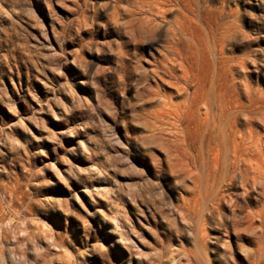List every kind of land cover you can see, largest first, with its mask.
Segmentation results:
<instances>
[{"label": "rangeland", "instance_id": "374dc122", "mask_svg": "<svg viewBox=\"0 0 264 264\" xmlns=\"http://www.w3.org/2000/svg\"><path fill=\"white\" fill-rule=\"evenodd\" d=\"M115 2L0 0V264H159L161 254L186 264L197 252L202 264H253L258 256L264 264V199L257 188L245 199L241 173L232 183L236 168L227 159L236 113L242 130L251 118L264 152V0H198L202 28L209 21L217 32L231 28L223 50L232 66L215 80L222 95L228 90L215 98L218 128L199 133L195 119L186 131L192 150L203 152L201 165L190 157L188 166L172 156V127L151 116L172 103L165 97L172 84L154 81L151 68L180 11L158 19L156 32L134 34L116 22ZM221 100L232 105L224 119ZM216 143L226 166L211 164ZM213 184L226 194L222 209L214 208ZM230 198L254 212L253 226L236 229ZM109 204L119 212L104 216ZM193 206L203 207L197 218ZM112 217L129 249L110 232Z\"/></svg>", "mask_w": 264, "mask_h": 264}, {"label": "bare ground", "instance_id": "6f19581e", "mask_svg": "<svg viewBox=\"0 0 264 264\" xmlns=\"http://www.w3.org/2000/svg\"><path fill=\"white\" fill-rule=\"evenodd\" d=\"M115 1L116 2H115L114 18L116 22L119 24L121 29L124 28L134 34H137L138 30H141L142 32L148 31L150 33L156 32V30L159 28L158 19H161V18L165 19L166 15L172 10L173 7L177 8L180 11L179 15H177L173 20L171 19L169 21L168 31L170 33V36H169L168 41L164 45L165 51L162 52V57L159 58V61H156V59L154 60V66L151 68V72L153 73V78H155L154 81L158 83V79H159V82L165 83L168 81L172 84V94L165 95V97L172 98V103L169 104L168 102L164 101V104L159 109L155 110L151 116L155 119V122L159 124V127L160 126L164 128L172 127V156L175 155L179 163H181L183 166L184 164L188 166L190 164L189 162L191 161V160L189 161V158L191 157L193 162L201 165L200 163L203 161L202 149H198V150L196 149L197 151L196 153L192 150L193 149L192 143L191 142L189 143L186 141V139L188 138V136L186 135V131L189 128H191L192 125H194L195 119L198 122L196 121L197 126L196 127L194 126V127L195 128L198 127L196 131H199V133L204 134L205 133L204 131L208 130L209 132L211 127L213 126L217 127L216 111L214 109L215 98H219V97L223 98L228 90H226V92H223L225 94L222 95V92H220L221 89L219 90L220 83L219 85H217L216 84L217 82L215 80L219 79L220 76L222 77V74H223L222 72L226 71L225 69L227 68V63L229 64L232 61L231 57L225 56V52L223 50L228 39L231 37L230 36L231 28L226 27L225 29H223V27L218 26L222 28L223 30L221 29L222 30L221 32L220 31L217 32V29L215 28L216 25L215 26L213 25V21L212 22L209 21L208 25H206V28H202L203 21L199 22L201 21L200 17L202 19V16H200L201 10L199 9L200 3L198 2V0H115ZM223 24L225 25V23ZM219 25H221V23ZM211 36H212L211 45L209 47L203 46V43L206 42V39L207 38L211 39ZM125 54H127V52L122 50L121 60L123 61L124 64H126ZM208 59H210L211 61H215V66H214L215 69H212V73H210L209 77L207 76V73H206L207 71L203 73V66H204L203 63L206 60L208 61ZM229 65L231 68L232 64H229ZM225 73L227 74V72ZM148 75L149 74L146 73L144 76V79L146 81H148L149 79ZM175 97H179L181 98V100L179 102H175L174 101ZM225 97L226 99L228 98L227 95ZM220 102L222 103L221 109L223 108L222 109L223 112L221 113V116L224 119V115L230 109V106L232 105L226 104L223 100H221ZM227 103H228V100H227ZM250 119L251 118H249L248 120L249 127L245 130H242L241 128H239L238 113L234 115V119L232 118L231 120L237 127H235L234 125L231 126L233 128L232 129L233 149H231V153H228L229 151L227 152L226 151L227 149H224V150L228 154H231L232 158H227V159L232 160V162L231 161L230 162L231 164L233 163L236 168L235 171L228 170L231 173L230 174L231 182L232 183L234 182L235 177H236L235 176L236 172L237 171L240 172L241 173V184L243 186L244 192L247 194L245 199H248L250 197L251 192L255 188H257L260 196L263 197L264 199V152H263V149L261 148V144L259 143V141H257V139L255 138L253 134V130L250 125V122H251ZM225 122L226 121H223V123ZM228 129L227 131H230ZM196 131L194 132L196 133ZM224 134L226 135V133ZM204 137L202 138L203 140H204ZM193 138H194V135H193ZM196 139L197 141H199L198 139L200 138L196 137ZM227 141L228 140H226V143H227L226 145H228ZM193 142H196L195 138ZM214 142H216V140H214ZM204 143L205 141L203 142V144ZM207 144H208L207 146L210 147L209 143ZM220 144L221 143H218L217 147L214 148L216 151L213 157L210 156L211 153L209 154V156L212 158L211 162H213L211 164L212 165L214 164V166H219L220 163L222 162V158H225L224 154H226V152L223 154L224 155L223 157L222 155L220 156V153H219L221 149ZM231 144H229L228 146H230ZM196 146H200V145L197 144ZM206 149L207 147H205V151ZM227 159H223V162H222L223 166H226V164L224 163V160H226L227 165H228ZM205 160L207 164L208 162H210V161H207L208 159H205ZM207 164L206 166H208ZM219 167H222V164ZM210 169L211 168H209V170ZM229 169H232V168H229ZM212 170L211 172H215V168H214V171ZM218 170L219 168L216 170V173H215L216 175L219 172ZM190 173L192 174L191 171ZM207 175H209L208 172H207ZM211 176L212 175L210 174V177ZM210 181H211V178H210ZM208 182L209 181H207L206 184H208ZM206 184H203V186L204 185L206 186ZM214 186L215 187L214 189L212 188V191H216L215 189H217V192H215V195H214L215 196V202H213L215 203L214 208L222 209L223 208V198L225 199L227 198L226 194L224 193L221 194L220 193L221 191L220 192L218 191V188L216 187V185ZM207 189H209V187ZM205 190H206V187H205ZM205 190L204 192L206 194ZM105 191L103 190L101 192L104 193ZM208 191L211 192L210 195L214 194V193L212 194V191L210 189ZM208 191H207L208 193L207 195H209ZM106 193L110 194V191L107 190ZM211 197L212 196H210V198ZM230 199H231V202L233 203L232 217L234 221L233 224L236 227V229L239 226L240 227L245 226L246 228L253 226L254 218H255L254 212L248 210L245 213V210H246L245 204H240L238 199H234V200L233 198H230ZM10 201H13V199H10ZM198 202L201 203L202 201H198ZM7 203L9 204V202ZM197 208L194 209L195 210L194 214L196 218L197 216L199 217L201 213L200 210L203 207L202 206L201 208L199 207L200 210H197ZM113 212L117 213L119 212V209L117 207L114 208L112 204H109L108 211L106 212V214L105 213H102V214L106 216L108 213L111 214ZM258 215L261 221V226L263 228V235H262L263 238L261 239L260 245L258 248L259 254L262 256L264 255V208L258 212ZM195 216L192 217V219L195 218ZM113 217L107 220L108 221L107 223L110 228V232H112L115 235L117 241L121 243H125V247L129 249L130 246H129V243L127 242L128 240L125 237L124 233L120 231L119 221L117 220L118 218L115 219ZM1 218L3 217L1 216ZM189 221L193 222L191 220ZM10 223L12 224V221ZM199 231H200V228H199ZM202 233L203 232L201 229V231L198 232V235H197L200 243L201 241H204L205 239ZM194 253L195 251L193 252V254ZM197 253L196 255L199 256ZM197 256H194L192 254H187L188 259H187L186 264H202L201 263L202 261ZM260 258L258 256L256 259H254L253 264H259ZM155 260L159 264H178L172 258L168 257V259H165L164 256H162V254L161 256H158V258H155Z\"/></svg>", "mask_w": 264, "mask_h": 264}]
</instances>
